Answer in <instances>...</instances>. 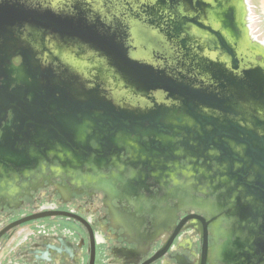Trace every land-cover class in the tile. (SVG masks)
<instances>
[{"label":"flooded vegetation","instance_id":"obj_1","mask_svg":"<svg viewBox=\"0 0 264 264\" xmlns=\"http://www.w3.org/2000/svg\"><path fill=\"white\" fill-rule=\"evenodd\" d=\"M138 1L127 8L129 16L151 20L153 4ZM202 2L219 6V13L234 10L236 72L249 65L264 68V43L252 28L258 2ZM198 3L194 0V8ZM162 14L163 25L167 13ZM139 49L129 56L156 66L170 81L185 72L195 78V86L205 80L183 68L170 47ZM35 58L34 77L19 80L14 73L15 82L7 83L0 75V264H264V183L256 179L255 168L221 159L214 144L205 149L189 140L192 147L182 146L185 135L175 123L160 132L158 126H166L162 117L142 112L178 105L163 90L110 93L101 84L85 83L73 91L76 76L68 65L50 59L46 67V54L39 51ZM85 79L95 77L86 74ZM87 90L106 99L82 108ZM14 95L22 97V104L13 103ZM73 101L78 103L75 116ZM254 110L260 118L257 134L263 136L258 127H264V107ZM233 119L252 127L242 116ZM122 122L134 132L111 135L108 129ZM163 138L170 139L167 146H145ZM231 144L241 153V145Z\"/></svg>","mask_w":264,"mask_h":264},{"label":"water","instance_id":"obj_2","mask_svg":"<svg viewBox=\"0 0 264 264\" xmlns=\"http://www.w3.org/2000/svg\"><path fill=\"white\" fill-rule=\"evenodd\" d=\"M136 1L0 0V75L7 83L15 82L10 76L14 73L19 80L26 75L34 77L36 72L32 67L39 51L46 54V67H49L50 59L70 67L68 70L76 76L72 79L73 91L76 85L85 83L101 84L110 93L127 90L144 95L150 90H163L166 98L177 101L178 105L142 112L162 117V124L166 126L162 129L158 126L159 131L168 132L172 130L168 126L175 123V129L185 135H179L182 146L192 147L189 140L205 149L214 144L220 149L221 159L231 157L239 165L247 163L255 168L256 179H262L264 183V135L257 134L260 118L255 110L252 111L264 107V68L249 65L242 72H236L240 65L235 48L238 31L233 8L219 13V6L210 7L202 0H198V8H194V0H148L153 4L149 11L151 20L140 22L133 20L127 9ZM164 11L167 22L162 25L159 18H165ZM134 43L136 46L132 48ZM141 45L145 51L170 47L178 52L183 68L198 71L205 80L195 86V78L185 72L170 81L156 66L129 56L132 49L140 51ZM86 74L95 79H85ZM85 93L87 103L82 108L88 110L106 99L98 96L96 91ZM14 97L13 103L20 104L21 100L22 104L21 96ZM76 105L78 103L73 101V116ZM243 107L246 113H243ZM109 109L113 110L112 107ZM124 114L127 113L117 115ZM234 116H242L243 121L246 118L253 128L241 125ZM155 123L160 125L159 121ZM93 124L96 131L100 130L97 121ZM113 125L108 129L111 135L115 131L122 134L135 130L128 122H122L123 126ZM258 128L264 131V127ZM141 130L146 134L154 132L147 128ZM111 135H106L105 139L112 143ZM167 139L152 140L145 146H167L170 141ZM233 141L245 150L237 153L235 145L231 144ZM71 146L75 144L72 142ZM238 169V174L244 178V168L239 166ZM253 186L257 188V185ZM187 189L188 186L184 187L185 191Z\"/></svg>","mask_w":264,"mask_h":264},{"label":"rangeland","instance_id":"obj_3","mask_svg":"<svg viewBox=\"0 0 264 264\" xmlns=\"http://www.w3.org/2000/svg\"><path fill=\"white\" fill-rule=\"evenodd\" d=\"M258 2V9L254 8L253 19L257 20L256 23L252 25L254 33L257 34L262 40H264V0H253V2Z\"/></svg>","mask_w":264,"mask_h":264}]
</instances>
